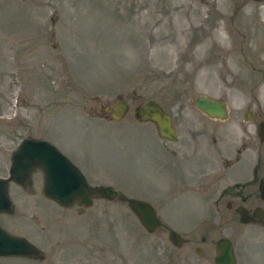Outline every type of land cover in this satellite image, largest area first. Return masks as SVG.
Returning <instances> with one entry per match:
<instances>
[{
  "label": "rangeland",
  "instance_id": "374dc122",
  "mask_svg": "<svg viewBox=\"0 0 264 264\" xmlns=\"http://www.w3.org/2000/svg\"><path fill=\"white\" fill-rule=\"evenodd\" d=\"M197 94L223 99L227 117L199 113ZM149 98L176 118L175 140L134 115ZM120 100L128 109L114 118ZM243 110L264 117V0H0V175L20 138L46 140L89 185L149 202L167 225L146 231L116 198L61 206L42 194L36 167L27 184L8 182L0 226L42 255L0 264H215L223 235L236 264H264V225L240 224L223 197L212 204L220 185L248 177L245 162L220 175L207 148L229 154L235 124L250 122ZM197 173L189 189L178 185ZM169 227L186 241L172 244Z\"/></svg>",
  "mask_w": 264,
  "mask_h": 264
},
{
  "label": "water",
  "instance_id": "95a60500",
  "mask_svg": "<svg viewBox=\"0 0 264 264\" xmlns=\"http://www.w3.org/2000/svg\"><path fill=\"white\" fill-rule=\"evenodd\" d=\"M193 104L210 116L224 117L226 113L223 99L198 94L194 97ZM104 109L108 107L104 106ZM127 109L128 103L125 100L116 101L110 106V110H115L114 118L121 117ZM134 114L139 120L152 121L161 137L167 139L174 137L170 116L154 99L149 98L136 106ZM36 167L42 173V194L61 206H71L74 203L89 206L94 198H116L126 203L146 231L151 232L163 225L147 201L126 196L111 185H88L79 169L53 144L34 138H21L11 152L8 173L6 176H0V212H8L11 208V201L6 190L8 182L13 181L19 185L27 184ZM239 213L242 214L241 211ZM247 219L252 218H243L244 221ZM167 237L176 246L180 245L183 240L181 235L171 228L167 232ZM41 251L25 237L11 234L0 226V256L40 257ZM194 251L199 253L201 249L195 246ZM214 252L213 262L215 264L235 263L233 246L228 237L220 236L214 241Z\"/></svg>",
  "mask_w": 264,
  "mask_h": 264
},
{
  "label": "flooded vegetation",
  "instance_id": "af4514ba",
  "mask_svg": "<svg viewBox=\"0 0 264 264\" xmlns=\"http://www.w3.org/2000/svg\"><path fill=\"white\" fill-rule=\"evenodd\" d=\"M108 111L110 116H112V114L115 112V110H110V109ZM163 111L170 116V121L174 128V137L172 139H167V138L164 139L169 141L175 140L178 136L175 127L176 118L173 117L172 113H168L164 109ZM197 111L212 119H224L227 117V111L224 117L210 116L200 109H198ZM241 116L243 119H247L250 122L247 125L241 124L240 122L235 124V126L238 127V131H239L238 133L239 141L237 142V144H233L228 149L230 150L228 155L226 156L221 155L220 158L219 153L221 154L222 149L219 146L215 147L212 144H210L207 146V148L212 150L213 157L215 158L214 159L215 164H217V159H218L219 169L221 170L220 175L226 174L229 168L234 167L240 164L241 162H245L248 166V177L243 181L231 182L225 185L224 187L223 186L221 187L220 185L217 196L219 198L217 199V201L215 200V202H212V204L213 205L217 204L219 200L223 197L225 199L224 207L227 209H232L236 220L240 224L264 225V221H262V219H264V162L262 157V155H264V117H259L257 112H251V111L249 112L248 110H243ZM186 135H187V139L191 141V144H193L195 141H193L192 138L198 137L197 129H188ZM251 137L255 139V143L257 144L254 147L255 157L253 161H251L252 158L251 153L248 154V157L250 159L247 157V160H245L246 148L247 145H249L250 143L249 139ZM205 152L207 153L206 150ZM214 168H217V166L215 165ZM202 175L203 174L197 173L196 175L190 176L184 181L179 180L178 185L188 184V186H186V189H189L191 185H195V183H197V179L201 178ZM185 181H187V183ZM253 197L254 199H252ZM240 211L242 212L241 215L239 213ZM243 218H252V219H247V221H244ZM162 223L164 224V227L167 226L164 222ZM182 239H183L182 242L186 241L184 237ZM200 240L202 241L204 240L203 235L200 236ZM229 240L231 241L232 246H234L232 240L230 238ZM194 247L195 246H193V249ZM234 257H235V253H234ZM234 264H236V257Z\"/></svg>",
  "mask_w": 264,
  "mask_h": 264
},
{
  "label": "bare ground",
  "instance_id": "6f19581e",
  "mask_svg": "<svg viewBox=\"0 0 264 264\" xmlns=\"http://www.w3.org/2000/svg\"><path fill=\"white\" fill-rule=\"evenodd\" d=\"M220 29H221V27H220ZM219 29V30H220ZM216 32H217V30H216ZM222 34V33H221ZM218 35V34H217ZM220 36H222V35H220ZM216 38V37H215ZM219 40V39H218ZM203 41V40H202ZM215 41H216V39H215ZM199 43H202V42H199ZM202 45V44H201ZM220 45V44H219ZM213 50V49H212ZM201 55V54H200ZM7 190V189H6ZM7 193H8V191H7Z\"/></svg>",
  "mask_w": 264,
  "mask_h": 264
}]
</instances>
